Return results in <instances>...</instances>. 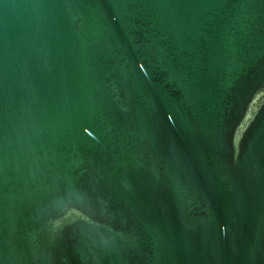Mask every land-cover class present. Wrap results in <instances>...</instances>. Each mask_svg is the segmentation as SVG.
Segmentation results:
<instances>
[{"label": "water", "instance_id": "95a60500", "mask_svg": "<svg viewBox=\"0 0 264 264\" xmlns=\"http://www.w3.org/2000/svg\"><path fill=\"white\" fill-rule=\"evenodd\" d=\"M0 264H264V0H0Z\"/></svg>", "mask_w": 264, "mask_h": 264}]
</instances>
